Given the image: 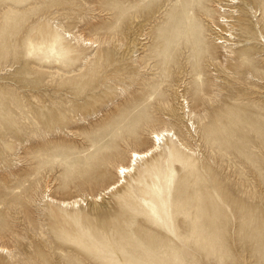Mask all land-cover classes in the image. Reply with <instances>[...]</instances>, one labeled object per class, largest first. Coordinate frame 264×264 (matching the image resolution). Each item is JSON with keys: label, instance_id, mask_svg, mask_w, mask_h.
I'll return each mask as SVG.
<instances>
[{"label": "rangeland", "instance_id": "374dc122", "mask_svg": "<svg viewBox=\"0 0 264 264\" xmlns=\"http://www.w3.org/2000/svg\"><path fill=\"white\" fill-rule=\"evenodd\" d=\"M218 1L0 0V264H264V0Z\"/></svg>", "mask_w": 264, "mask_h": 264}, {"label": "bare ground", "instance_id": "6f19581e", "mask_svg": "<svg viewBox=\"0 0 264 264\" xmlns=\"http://www.w3.org/2000/svg\"><path fill=\"white\" fill-rule=\"evenodd\" d=\"M221 1H222V3H220ZM221 1H218L219 6L221 4H223L224 2H226V3L232 2L233 3L235 0H221ZM220 8H221V11H223V12H225L226 10L227 11L229 10L227 7H220ZM221 17L222 18H221V20H219V22L223 23V22L228 21V18L226 16H221ZM214 27H215V30H217L219 33H221V35L228 36L227 34L224 33L226 31H224L223 27H218L217 25L216 26L214 25ZM220 38H223V36ZM222 40L226 41V39H222ZM222 40L220 42H223ZM170 133L171 132H169L166 129L165 130H159V131H153L152 132L153 146L150 147L149 149L145 150V151H136V150L131 151L130 164L129 165H124V164L119 165V170H123L124 173L125 172L129 173V172L133 171L135 169V166H137L139 160L143 159V158L150 157L154 153V151L161 145L165 136L171 135ZM89 159L90 158H88V160ZM88 166H90L91 169H93V168L95 169L97 167L101 168L103 165L99 160L93 161V159H92L89 161ZM121 173H122V171H120V174ZM121 175L122 176H120V178H122V177L126 178V176H127V174H121ZM119 185H120V181L118 183L112 185V187L115 188V187H118ZM76 202H77V200L73 201V203H76ZM64 203H66V202H64ZM210 226H211V228L213 227L212 224H210ZM213 229H214V227H213ZM199 236H202V235L199 234ZM122 238L117 239L116 242L117 241L121 242ZM145 238H147V237H144V239H143V237H139L138 239H135L136 241H141L142 243H144V245H132L131 247H127L124 245L121 246L118 243L121 247H127L126 250L124 248V250H125L124 255H125V258L127 260L126 264H188L189 263L188 261H187L188 263L186 262L185 258L184 259L181 258L182 255L180 256V253H179L180 250L178 249L177 246L173 247L172 250L170 249V253L173 254V256H175V257L173 259H167V256L169 255V253L167 252L168 249H165L163 246H161V244H158V243H148L147 241H145ZM146 242H147V244H146ZM187 243H189V242H187ZM198 243H197V245H200V248L204 247L203 242H200L199 244ZM188 246H189V244H188ZM192 246H193V244H192ZM193 247H195V246H193ZM192 250H193V248H192ZM187 253H188V251H187ZM179 258L182 259L181 262H180V260H178Z\"/></svg>", "mask_w": 264, "mask_h": 264}]
</instances>
